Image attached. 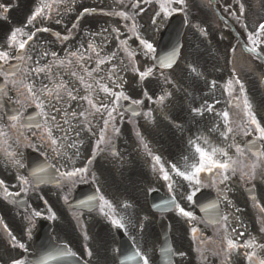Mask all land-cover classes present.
<instances>
[{
  "label": "snow or ice",
  "instance_id": "6c2138e0",
  "mask_svg": "<svg viewBox=\"0 0 264 264\" xmlns=\"http://www.w3.org/2000/svg\"><path fill=\"white\" fill-rule=\"evenodd\" d=\"M63 0H42L40 6H38L32 16L28 19L27 24L32 25L33 21L37 19V17H43V18H50V14L53 11V5L62 3ZM121 3H123V0H120ZM239 2V0H238ZM159 3V11L155 13L157 17L160 16H169L172 14V12L176 11V7L174 5H185V0H158ZM0 7H3L0 5ZM132 9H139L140 3L139 0H135L131 4ZM45 9L48 10L47 14L45 12ZM7 11V9H5ZM87 12L88 9H85ZM239 11L243 13L244 11V5L242 3L239 4ZM118 15L122 17L125 20H128L129 14L126 11H120L118 13H111ZM57 24L60 23V20L56 21ZM153 23H156V20H153ZM134 26V25H133ZM48 31L47 28H36L34 31H25L24 28H16L14 29L9 38L7 47L5 50H0V77H3L6 81L4 87H0V95H7L9 92L8 85L11 84L15 86L17 83H19L18 79V73L17 72H8L4 70V66L9 64L10 60L13 59H19L22 62L25 61V57H27V60H32L31 55H27V49L26 45H29V42L33 41L34 37H36L37 33L39 32H45ZM107 31L106 29L104 30ZM113 31L118 32L119 29H114ZM258 33L260 35H264V23L259 24ZM206 34V33H205ZM257 33H253L249 36V40L255 45L257 44L256 40H253V35H256ZM57 36H59V33H57ZM96 36L102 37V44L106 45L108 43L107 37L103 36V33H92L91 37L94 39ZM119 38V37H117ZM64 39H67V37H64ZM137 39H139L140 44L143 45V48L146 50L145 55L150 54L154 51L153 45L149 43L145 39H141L139 36H137ZM127 41H121V44H126ZM14 50V51H13ZM83 50V51H81ZM103 50V48H97V46L89 42L87 48H84V45L81 44L79 48H77L75 51H68L65 58L61 59L58 56V53L55 51H44L42 56L36 60V67H33L30 69L31 73H34L37 77L43 73L45 75V78L48 79L52 86L49 87V85L44 84L39 89H35L34 83L25 84L23 88H16V93L18 96L24 97L25 91L27 93V96L25 99L21 100L18 99L17 103H35L36 107L40 108L41 115L45 117V125H48L49 122H51V126H45L42 127L41 125L37 124L35 127L38 129H41V136L40 138L42 140H45V142L48 144L49 147L56 146L58 144L59 139H66L67 137H53L52 135V128H60L59 123L57 122V115L60 114L61 118L63 119V123L65 125L69 124L68 117L71 116L72 119H78L80 117H83V123L85 124V129L88 132H92L94 124L90 117L95 116L97 113H99L101 116L104 115L106 112L107 118L103 119V127L99 130V137L96 141V147L97 149L100 148L101 144L109 145L111 141L108 138V126L111 121H114L116 117L114 116V113H116L117 108L116 105L120 100H127L129 99L128 96L124 94V92L121 90L119 92L113 91L106 83H102L101 81L104 79L103 76L96 78L93 76L94 73H99L102 71L101 66L106 63H111L113 59L116 57V52H112L109 56L97 59L96 60V67L92 68L91 71H89L88 67L85 65L84 61H91V56H87L86 53L91 51L96 54L97 57H100V53ZM134 53H129V57H134ZM48 56L52 57V61L49 63H46L44 65H40V60L44 59ZM175 56V50L171 54H169L167 57H164L160 61V67H171L173 57ZM72 58H77V64L80 68L83 69V72L86 73V75L90 78H92L95 81V85L99 87L100 91H102L105 94H108L114 99L111 101L112 106L109 107L108 103H100L97 104L94 102V100L91 98L92 94L95 92V87L92 83H88L85 80L84 75H80L76 70L71 71V76L76 77L79 79L80 83L84 86L85 90L89 93L84 96H77L75 91L78 90H72L69 89L67 86V82L63 80L61 76H59V73L56 74L54 77L53 75V65L57 66H67L71 67L73 64ZM67 62V63H66ZM123 63V62H121ZM191 67V66H189ZM153 69L148 68L144 72H140L141 78H144L152 73ZM191 71L193 73H196L197 75H200V73L197 72V69L195 67H191ZM120 79V77L117 74V65L112 64L111 69H109L108 73V80L112 82L115 87L120 88L121 85L117 83V81ZM167 80V78H165ZM57 80L59 82H57ZM216 82H212V86L215 87ZM233 84L239 86V92L243 94L244 99L242 101V110H243V116L240 117V121L237 122L235 119H230V112L225 110L219 113H216L217 116H220L224 122V128L225 131L221 132V135L224 136L225 139L228 138V134H236L237 132H242L243 134H248L247 130L249 127H252L253 130L258 133V139L260 141H264V125L260 121L256 119V116L254 112L252 111L251 104L249 100L247 99L246 93H245V87L243 82L233 76L232 80L228 81V89H232V91H235L233 88ZM226 89V90H228ZM62 93H66L67 96V103L65 104V96ZM237 99L239 97H236ZM161 101H163L164 97H159ZM77 100H84L87 102L89 108L92 111L89 110H83L80 112H76L75 110H72L69 112V108L71 107L72 101ZM134 104L141 103L140 101L136 100L133 101ZM207 103V102H205ZM219 103V101H217ZM231 103V101H229ZM64 104V107L61 108L60 105ZM48 108L50 111H46L45 109ZM208 112L214 111L213 105H208L205 109ZM194 112H198L200 114H203L201 112V109L194 108ZM147 115H150L148 113ZM239 115V114H238ZM244 117L247 119L245 120ZM10 123H8L9 129H16L17 133H20V129L25 127H31V125H25L21 123L22 121V114L18 112L16 115H13L9 117ZM219 127V126H217ZM113 131L116 133H119V129L115 128L113 126ZM46 134V136H45ZM77 136L80 135L79 132L76 133ZM139 135V134H138ZM22 136V133L20 135H17V140H20V137ZM7 133L4 131L3 126H0V143H6ZM199 139V137L197 138ZM190 144L194 146V152L198 154V160H194L190 165H188L189 169L188 171H180L176 164H171V170L175 171L177 175L183 177L185 180L189 182H194L195 185H201L202 179H201V173L204 172H213V170H217L222 175V179L219 180L221 184H223L225 181L229 180V175L227 173L231 172L232 175H236L237 172L240 173L241 177L252 175L254 176L256 174V170L260 169L261 174H264V150H256L254 148H249V152H251L252 156H254L256 159L255 161H251L249 163L244 162V149L240 148L239 145H232L235 147L236 150V158H233L232 156H229L228 152L221 149L213 147L211 151H207L205 148H202L200 144H198L195 140H190ZM69 147H75V144L69 145ZM147 147V145H145ZM54 151H57V154H59L58 150L54 147ZM219 153L220 156L224 157L225 159L220 160L217 159V154ZM10 157H13L12 162L14 165H17L19 167H23V164L20 162V160L15 159V153L10 152L8 153ZM70 158V157H69ZM187 157H185V160L187 161ZM154 160L156 164L160 166V171L163 173V179L165 181H169L171 179L169 172L165 170L164 165L160 163V157L156 156L154 157ZM248 169V171H245V169ZM46 169L40 168L37 171H34L32 173V176L36 178L37 181L41 179L39 176V173L45 172ZM87 171V168H76L73 171H66L63 173V178L67 182H73L74 178L78 175L85 173ZM17 179L20 181V183L28 184L29 181L23 177L18 176ZM4 182L0 180V187H2ZM5 192H7V189H4ZM10 195V193H9ZM189 200L192 199L191 196L188 197ZM92 200H95V197L92 198ZM100 200L103 202V205H107L108 207H111V205L108 203L107 200H104L103 197H100ZM92 201L86 202L91 203ZM125 207H128V205H125ZM178 207V206H177ZM211 209L215 210L217 208V205L215 203L211 204L209 206ZM101 211H104V208L101 207ZM262 212H264V208L261 209ZM179 212L182 216L188 217L190 219H195L192 212L186 211L184 208H179ZM35 215L39 216L40 213L36 212ZM107 215V213H105ZM213 216H215V213H212ZM223 221H227L228 217L224 215L222 217ZM123 217L120 219H113L112 224L116 225L117 227L123 228L125 225L122 222ZM6 227V226H5ZM224 231H227V225H222ZM235 231V229H233ZM197 232L196 228H192V233L195 234ZM243 235V233H241ZM223 241L226 243V248L224 251L231 252L232 250L238 249L239 247H251L252 244H244V245H238L233 239L228 238L227 235H224L222 237ZM12 240L15 241L16 237L13 236ZM19 248H24L23 243L18 244ZM261 248H264V245H260ZM219 254V253H215ZM76 253L72 252L67 247L59 249L57 252L58 257H68V256H75ZM88 255L91 257L92 253L89 251ZM136 255H140L139 250H137ZM183 255V253H181ZM256 252H248L246 253V257L249 261L253 262V264H264V259H256ZM12 264H24V262L20 259L13 260ZM41 264H46V261H42ZM143 264H149V260L147 257H143Z\"/></svg>",
  "mask_w": 264,
  "mask_h": 264
},
{
  "label": "rangeland",
  "instance_id": "374dc122",
  "mask_svg": "<svg viewBox=\"0 0 264 264\" xmlns=\"http://www.w3.org/2000/svg\"><path fill=\"white\" fill-rule=\"evenodd\" d=\"M120 85H122V86L125 85V88L131 89L132 86H133L132 78L130 76H128V75H125L124 81H120Z\"/></svg>",
  "mask_w": 264,
  "mask_h": 264
},
{
  "label": "flooded vegetation",
  "instance_id": "af4514ba",
  "mask_svg": "<svg viewBox=\"0 0 264 264\" xmlns=\"http://www.w3.org/2000/svg\"><path fill=\"white\" fill-rule=\"evenodd\" d=\"M216 248H217V249H218V251H219V249H220L219 245H217V246H216Z\"/></svg>",
  "mask_w": 264,
  "mask_h": 264
}]
</instances>
